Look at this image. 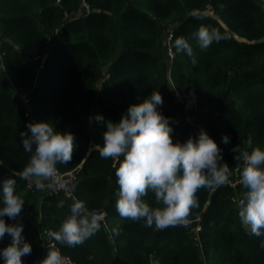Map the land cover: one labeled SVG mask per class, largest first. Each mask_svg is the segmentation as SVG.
Masks as SVG:
<instances>
[{
  "label": "trees",
  "instance_id": "obj_1",
  "mask_svg": "<svg viewBox=\"0 0 264 264\" xmlns=\"http://www.w3.org/2000/svg\"><path fill=\"white\" fill-rule=\"evenodd\" d=\"M200 24L227 38L201 49L195 37ZM0 32V177L26 163L19 131L29 120L71 130L77 142L72 161L57 165L60 172L78 168L72 197L44 194L34 184L27 188L28 181L16 176L25 201L22 232L32 246L23 264L43 258L45 243H52L49 230L58 228L77 198L106 217L83 243L57 242L72 264H264V236L248 235L238 214L246 188L230 184L242 168L230 148L246 146L249 136L264 147V0H0ZM173 32L188 40L196 64L170 49ZM153 90L162 95L158 107L170 118L174 141L196 134L185 120L192 95L194 120L216 141L230 169L229 183L197 189L189 224L164 229L119 215L114 161L90 149L103 143L106 127L90 116L117 120ZM153 195L145 197L150 205ZM59 200L63 207L56 206ZM10 240L6 233L0 247Z\"/></svg>",
  "mask_w": 264,
  "mask_h": 264
},
{
  "label": "clouds",
  "instance_id": "obj_2",
  "mask_svg": "<svg viewBox=\"0 0 264 264\" xmlns=\"http://www.w3.org/2000/svg\"><path fill=\"white\" fill-rule=\"evenodd\" d=\"M195 37L201 49L227 38L218 29L204 24L198 26ZM169 47L185 53L193 64L197 63L193 48L184 36L171 33ZM162 103L161 93L153 90L139 102L129 104L117 120L105 119L100 113L89 117L90 121L106 124L103 143L93 144L90 149L114 161L119 185L114 194L117 212L133 220L144 218L146 226L154 225L157 229L189 224L190 209L199 203L195 195L197 189L207 187L215 191L229 183L230 176L220 148L203 127L183 141L173 140L170 118L158 107ZM19 136L29 156L22 169L0 177V240L6 233L11 238L10 243L0 247V264H23L21 257L32 251L31 243L22 232L21 210L25 201L16 191V176L26 179L30 185L34 183L38 189L67 188V181L59 176L57 165L72 161L77 143L71 130L58 129L45 120L27 121L26 130L21 129ZM221 139L228 143L230 137L222 133ZM245 145L237 143L230 148L234 159L243 161L239 183L246 191L237 202L238 214L246 233L259 237L264 236V147L254 146L251 136ZM4 163L0 160V165ZM149 193L154 194L151 205L145 200ZM64 204V200H59L56 206ZM68 209L58 228L49 230L52 243L45 245L46 253L35 264H68L57 242L74 247L101 229L103 216L90 210L84 200L74 199ZM5 216L15 222L7 223ZM111 231L118 234L119 227L113 226Z\"/></svg>",
  "mask_w": 264,
  "mask_h": 264
},
{
  "label": "built area",
  "instance_id": "obj_3",
  "mask_svg": "<svg viewBox=\"0 0 264 264\" xmlns=\"http://www.w3.org/2000/svg\"><path fill=\"white\" fill-rule=\"evenodd\" d=\"M2 41V36H1V32H0V44ZM169 54H171V51L169 50ZM37 59V58H36ZM45 60V56L42 55L39 59H38V66H37V70H39L40 68L43 67V63ZM22 99L24 102H28V96L27 93H24L21 95ZM183 101V99H182ZM191 107L192 109H195L196 106L193 104L192 106L190 105V108H186V115H185V120L186 122L195 130V132L197 133V131L199 130L200 126L199 124L196 123V121L194 120L193 114L191 113ZM243 166V161H242V165ZM239 170V167L235 169V172ZM77 172H78V168L77 169H73V170H69V171H65V172H60L58 171L59 176L61 177L62 180H66L67 181V188H62V187H51L50 190L52 192H58V191H63L66 195H69L72 197V185L77 177ZM237 182H239V176H236V179L232 182H230L231 185H235ZM34 184V183H33ZM33 184H29V182H27V188H32ZM98 213H100L103 216V222H105V212L101 209L98 210H94ZM196 229H199V227H197ZM51 242L47 241L45 243V245H50ZM47 251L46 246H44V252ZM68 264H72L70 259L68 258Z\"/></svg>",
  "mask_w": 264,
  "mask_h": 264
},
{
  "label": "rangeland",
  "instance_id": "obj_4",
  "mask_svg": "<svg viewBox=\"0 0 264 264\" xmlns=\"http://www.w3.org/2000/svg\"><path fill=\"white\" fill-rule=\"evenodd\" d=\"M188 102H190L191 105L195 102V99L192 97V95H189L188 97H186L185 108H190V106L187 107ZM239 172H240V167H239V170L236 171L234 174L238 175ZM67 196H69V195H67Z\"/></svg>",
  "mask_w": 264,
  "mask_h": 264
},
{
  "label": "crops",
  "instance_id": "obj_5",
  "mask_svg": "<svg viewBox=\"0 0 264 264\" xmlns=\"http://www.w3.org/2000/svg\"><path fill=\"white\" fill-rule=\"evenodd\" d=\"M188 103L190 104V102H188ZM45 183L47 185L48 181H45ZM34 186H35V184H34ZM39 190L45 194L46 192H49L50 191V187H45L44 189H39Z\"/></svg>",
  "mask_w": 264,
  "mask_h": 264
}]
</instances>
